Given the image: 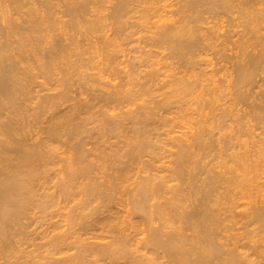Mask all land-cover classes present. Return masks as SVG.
I'll return each instance as SVG.
<instances>
[{
  "label": "bare ground",
  "instance_id": "1",
  "mask_svg": "<svg viewBox=\"0 0 264 264\" xmlns=\"http://www.w3.org/2000/svg\"><path fill=\"white\" fill-rule=\"evenodd\" d=\"M53 1L54 3H52ZM86 1L43 0L41 3L44 2L43 7L35 8L32 0H0V264H86L84 254L91 252L92 249L89 251V248H92L94 243L84 245V241L83 243H80L81 240L79 242L81 238L79 236L75 237V241H68L71 233L74 234L72 231L68 232V230L74 228L72 226L63 232L61 231V233L57 232L56 235H52V241L50 240L52 249L49 251V248L46 249L47 254L43 253L46 255L42 254L41 256L39 254L37 256L39 260L34 255L38 261L36 259L33 261L32 251L23 255H18L17 252L20 253L18 245H21L19 244L20 239L22 243L21 237L24 236V227L27 226L23 227V223L26 224L24 220L28 219L26 217L27 213L33 205V187L35 186L33 183L38 178V174H36V171H38L36 170L37 161L43 163L47 158H50L49 153L55 152L54 148L51 147V142L59 141L60 138H63L67 143L78 139L77 146H79V149L84 148L83 139L88 137L90 133L85 126L87 123L89 124L90 118L94 122L92 118L94 113L91 114L93 110H90L89 113L92 117L89 120L86 117L83 120L80 115L84 114H81L83 110L84 112L89 111L91 106L94 108L95 105L93 106L91 103H94L95 100L101 102L100 105L104 107L103 110L100 108L103 120L99 121H102V124L99 123L101 125L97 130L98 137L103 139L110 136L118 142L115 145L114 141L110 145L111 147L115 145L114 148H111L112 150L109 148L110 146L107 147L110 151L106 146H102L107 150H104V148L99 150L97 158H99L98 160L101 159L102 162L99 161L101 164L97 165L98 167H95L94 160L93 162L88 161L86 164L83 162L84 165L79 166V168H77L79 164L75 166L76 168H73L71 164L76 158L72 163L68 159L70 167L66 168L67 175L63 178L65 182H62L61 187H58L61 188L60 194H66L67 197L71 193L69 189H75L78 186L75 183L77 181L74 182L76 178L78 181L85 180L82 182L83 184L79 181V185L82 187L77 189L82 194L81 198L83 200L81 199L82 202L77 203V207L81 208L82 206L81 210L86 211L85 208L88 209L91 202L98 203L96 206L94 203L92 204L94 207H92L91 215H83V210L81 213L79 212V215L78 211L73 208L77 211V216L76 214L75 217L71 215L73 219L70 217V221L75 220L78 222V226L80 225L79 227L82 230L87 232L88 230L101 231L100 235L97 233L99 236H94L95 232L92 234L93 239L98 238L96 241H100L99 238L105 241V243H102L101 240L100 244L96 243L94 245L95 248L98 247L94 249L98 250L97 253L94 251V254H97V257L102 255L109 260L110 264H255L256 259H252V255L257 256V253H264V235H260V233L264 234V182L261 179V174L264 172V100L259 99L258 102L257 99L260 93H262L260 96H264V92H260L261 87L264 86V0H176L179 7L175 8V12L170 11L171 15L169 17L166 16L167 14L161 16L157 14L156 16L155 13H158V9L153 10L151 7L152 10L148 8L147 10L144 7L147 12L150 10L149 13L155 12L157 18V22H154L155 31L152 32L153 36L147 40L151 41L145 46L150 44V47H153L155 45V49L158 45L160 47L164 46L166 51L162 52L167 56L166 52L168 51V56H164L167 60H165L166 58L160 59V64L163 59L165 65L168 59L172 60L170 62L172 64L170 65L167 62L169 65L164 66L163 69V66L158 64L159 60H156L158 61L157 64L152 60H148L151 62L147 61L148 64H144V62L143 66L148 65L150 68L146 67L148 69L146 71L142 67L140 70L144 73L138 72L140 68L138 70L137 68L132 69L135 72L137 70L138 74L137 72L136 74L139 76L143 74L138 82L133 80L134 83L131 81L134 76L131 78L129 75L132 76L133 71L130 72V69L135 65L130 66L131 68H127V71L126 69L121 71L123 77L130 78L127 79V84L115 83L113 80L114 84L112 82L110 84V81H107L108 78L105 77L106 80L103 78L107 76L105 75L106 72L112 71L114 63L118 62L115 56L119 55H116L117 51L115 49L112 48L116 51L114 54L111 51L102 56L104 49H102L103 53L100 54L101 51L97 49L95 43L96 47L94 45V48L93 45L90 46V42L89 44L83 43L85 40L87 42L91 40H88L87 34L83 36L84 31L91 33L95 29L98 30L99 27L107 26L103 25L104 17L100 11L102 4L101 8L99 7L100 10L96 8L97 10L93 11L96 12V14L93 13V19L88 20L86 18L87 9H89L87 6L89 7L92 2L89 0L90 3L88 1L85 3ZM27 2L29 4H26ZM114 2L116 3L112 6L111 11L108 9L107 18L112 20L113 31L119 33L122 26H125V21L128 18H126L127 14L131 11L144 13L143 8L140 6L146 4L147 1L115 0ZM55 11H58L66 19L64 21L60 20ZM15 14L17 17H15ZM172 15H177V19L174 20ZM203 15L208 17L205 18ZM225 16L231 22V29L219 33L218 31L225 23ZM151 17L154 16L151 15ZM124 18L126 19L124 20ZM205 23L210 24L211 27L205 28ZM151 24L153 23L151 22ZM80 29L84 31H80L83 34L79 33L80 37H78L77 33ZM151 29L150 31H152ZM69 31L73 33L68 34ZM104 44H107V42H104ZM160 47L158 46V49ZM140 50L143 51L141 48ZM146 50L149 52V47ZM157 51L161 55V51ZM208 52L211 54L210 56L214 57L215 61L212 60L214 62L212 64L214 68L215 66L217 68L209 70L210 72L206 70L207 73L202 71L201 68L194 72L196 68L193 67L197 64L194 63V61H197L195 56H198V54L204 56ZM95 53L102 56V58L100 57L101 61L97 60L99 61L97 63L103 64V66L97 65L101 66L98 67V72L95 75L97 78L84 71L95 59ZM142 54L140 55L143 56ZM148 54L145 53V55ZM141 56L138 55V57ZM134 59L132 58L131 61H134ZM140 60L143 62L145 59L142 60L141 57ZM206 61L209 60L206 59ZM125 63L128 64V62ZM134 63L136 64L135 61ZM149 63L157 66H154V68ZM163 63L162 65H164ZM187 63L193 68V72L191 67L186 68ZM205 63L207 66L210 64V62ZM112 64L113 67H111ZM140 64L142 63L140 62ZM94 66L96 67V65ZM168 66L170 70H166ZM179 66H185L186 69L190 68V73L186 69L183 72L181 69L184 68ZM109 67L111 71H108ZM228 67L232 69V73L229 76L227 74L224 78L223 75H220L222 76V80H220L218 74L224 70L227 71ZM35 69H38L42 76L54 80V83L52 80L50 81L54 86L57 85V88L61 89L54 96L43 97L37 104L39 111H36V107L33 106L36 111L35 116L40 117L41 113H44L47 109L52 110L54 106L61 105L62 101L65 102L66 100L67 102L73 90L74 93L78 91L79 97L87 93L91 102L83 101L84 99L81 98L76 101L74 97L75 100H72L75 101V104L73 106L70 104L71 113L69 112L70 109H67L70 114L58 115L63 118H58V120H61H57L58 122L51 127L47 126L49 128L46 130L47 142L44 138L45 140L37 142L38 144L35 142L37 145L27 147L24 128L29 122L28 118L34 116V111L31 115L29 106L26 105V103L32 101L29 96L28 79L33 77L32 71ZM162 70L170 71V73L164 71L162 73ZM115 71L116 73H114ZM115 71L111 72L112 75L115 74L113 77L120 73L117 69ZM94 72L96 71L94 70ZM198 72L202 75L197 76ZM136 74L133 75L136 76ZM58 76L60 78L57 80L56 77ZM117 77L122 78L121 76ZM124 78L123 80H125ZM30 80L32 81V79ZM81 80L82 82H80ZM129 80L133 83L130 87H136H133L134 90H131L130 87V89L126 88ZM261 81L263 82L262 86L259 83ZM89 82L93 83L90 84ZM96 82L99 83H97L99 86L94 85ZM257 87H260V90H257L259 93L254 99L256 94L254 96L253 93H257L254 89ZM161 89H163V92ZM131 91H134L135 95ZM156 92H159L158 98L160 96L158 101H156L157 96H153ZM171 97L172 99L175 98L173 101H181L178 102V106L189 104L188 102L183 105L187 100L194 101L195 104L192 102V105H196L194 109L198 112L196 114L200 116L196 121L198 127L194 129L196 131L188 135L182 133L184 138H181V134L176 137L171 135L173 139L175 138V141L172 143L174 150L170 152L169 159L166 160L168 165L157 166L151 161L152 156H149L151 153L153 154L149 150H152V146L155 145L148 140L151 139L149 137L153 134L156 135L155 139L160 136L158 135L160 133L157 134L159 123L156 122L158 126L156 125L157 127H153L156 129L152 130V128H149L152 125L148 124V121L151 122L154 117L152 124L159 121L163 127L171 125L169 128L172 132L175 125L171 122L172 117L169 118L171 115L166 116V113L172 110L170 106L174 105L173 109H175L177 105L175 103L171 104ZM223 98L225 99L223 100L224 103L220 101ZM218 100L221 103L219 102V105H216ZM135 101L140 103L134 105ZM182 101L184 102L182 103ZM113 104L115 105L113 106ZM121 104H129L131 107L134 105L135 108L130 109V111L127 108L128 111L114 115L108 113L110 110L114 111V107L117 106L116 108H118ZM179 107L177 109L178 113L177 110L168 113L173 115L181 113L182 109L179 110ZM165 109L166 113L163 111ZM237 110L242 111L244 117L250 113L253 114H250L253 124L249 120L251 122L246 125L244 122L248 120L247 118L242 119V121L244 120L242 123L241 115L233 114V111ZM161 111L164 112V116ZM234 115L239 116L235 120L238 123L237 133L232 132L235 134L234 139H236L235 146L237 148L228 154L229 152H226L228 147H226L225 153L228 155L223 156L221 153L218 154L219 152L215 155L212 150L219 143H214L218 139H213L216 136L212 131L215 129L218 131V127L220 130L221 125L225 126L222 123H225L229 117L232 118ZM175 120L178 119L173 121L175 122ZM257 129L262 130L258 135L255 133ZM164 130L163 132H166ZM152 131L155 133H152ZM232 133L229 134L232 135ZM167 134L169 135V133H166V136H168ZM85 135L87 136L84 137ZM245 135L251 138V140H248V137H246L249 142L243 141L245 139L241 138ZM178 136L180 137L177 138ZM231 138L233 137L231 136ZM168 140L170 141V139ZM228 143L231 144L232 142L229 140ZM81 145H83V148ZM125 147L126 149H124ZM121 150L125 151L121 152ZM221 152L224 151L221 150ZM54 156L55 154L52 157ZM81 157L85 158L84 156ZM144 157L148 158L144 159ZM83 158L76 160L83 161ZM81 161H78V163ZM74 164L77 163L72 165L74 166ZM94 170L95 172L98 170L97 176ZM73 182L76 184L74 187ZM51 198L54 197L51 196ZM79 203L82 204L79 205ZM44 205H46L45 202ZM38 206L37 208L44 209L42 202ZM106 213L107 215H105ZM94 214L96 217L90 219L91 221L85 219L89 215L93 217ZM59 226L57 225L56 228H60L62 225ZM76 231L78 230L75 229ZM82 237L84 238V236ZM244 240L246 241L244 242ZM76 241L81 245H75ZM43 243L46 244V242ZM74 249V253L71 252L70 255H67L68 252ZM60 255L64 256L60 257ZM99 257L98 260L101 258ZM103 257L101 259H104Z\"/></svg>",
  "mask_w": 264,
  "mask_h": 264
},
{
  "label": "rangeland",
  "instance_id": "2",
  "mask_svg": "<svg viewBox=\"0 0 264 264\" xmlns=\"http://www.w3.org/2000/svg\"><path fill=\"white\" fill-rule=\"evenodd\" d=\"M42 1L43 0H32V2H33V7H35V8H37V7H39V8H41V7H43L42 5L44 4V2H43V4H41L42 3ZM81 1V0H80ZM83 1H85V0H83ZM89 3H90V1L89 0H87ZM87 1L85 2V3H87ZM92 2L90 3V6L88 7L87 6V8H89V9H87V14H86V18L88 19V20H90V19H93V16H94V14H96V12H93V11H96L99 7L101 8V4H102V8H101V10H100V8L98 9V10H100L101 11V14H102V16L104 17V23H103V25L105 24V25H107V26H102V27H99V29L98 30H96L95 29V31H93V32H91V33H88V32H85L83 29H80L79 31H78V37H80L79 36V33L82 35L83 33V36L85 35L86 36V34H87V38H88V40H90V41H88L87 42V40H85V42H83V43H85V44H89V42H90V46H92L93 48H94V45L96 44L97 45V49L99 50V51H101V53L100 54H102L103 53V50L102 49H104V53L102 54V56L104 55V54H106V53H110L111 51H112V53L114 54L116 51V55L118 54L119 56H115V57H117L116 58V60L118 61H116L117 63H114L115 65L117 64V66H115L114 65V67H113V64L111 65V67H113L114 68V70H113V68H112V71H111V68L109 67V69H108V71H111V72H113V71H115L116 69H117V71H119L120 73L119 74H117V76H121L122 78H118L117 76V78L116 77H113V76H115V74L114 75H112L113 73H111V72H106V74L105 75H107V76H104L103 78H108L107 79V81H110V84H111V82H112V84H114V82L115 83H120V82H122V83H120V84H127L126 83V81H127V79H130L129 77H133L134 76V78H132L131 79V81L133 82V80L134 81H137L138 82V80H140L141 79V77H142V75L143 74H140V76L139 75H137L138 74V72H141V73H144L143 71H140L141 69H142V67H144L143 68V70L145 69L146 71L148 70L147 68H150V67H148V65L147 66H143L144 64H146L147 63V61L148 60H152V62L154 61L155 63L157 62L158 63V61H156V60H159V65L160 66H163L162 68L164 69V66L166 67V65H171L172 63H170V62H172V60H170V59H168V63L169 64H167V62H166V65H165V61H164V59H163V61H161L164 65H162V63L160 64V59H162V58H166L167 56H168V51L166 52L167 53V56H166V54L164 53L165 51H166V49H164V46H162V47H160V45H158L160 48L158 49V46H156V49H155V45L153 46V47H150V44L149 45H146L145 46V44H147L148 42L150 43V41L151 40H149V41H147L148 39H150L149 37H152L153 35H152V32H154L155 31V29H154V27H155V24H154V22L156 21L157 22V18L155 17V14H156V16H157V14H159L160 16L161 15H166L167 17H169L171 14H170V11L172 12V11H174L175 12V8H177V7H179L178 5V3H177V1L175 0V2H174V0H146L147 2H146V4H144V5H142V6H140L141 8H143V10H144V7H145V9H150V10H157L158 9V13H155V12H150L149 13V11L147 12V10H144V13L142 14L141 12H134V11H131L129 14H127V16H126V18H124V20L126 19V23L124 24L125 26H122V28H121V30L119 31V33H117L116 31H113V26L111 25V22H112V20H109V18H107L108 17V14H109V10L111 11V9H112V6H114L115 4L114 3H116V2H114L115 0H91ZM97 2V3H96ZM145 2V1H144ZM52 3H54V1L52 2ZM111 3V4H110ZM26 4H29L28 2L26 3ZM94 4V5H93ZM175 4V5H174ZM176 4H177V6H176ZM36 5V6H35ZM107 5V6H106ZM98 6V7H97ZM151 7H152V9H151ZM38 8V9H39ZM97 8V9H96ZM103 8H105V9H103ZM91 9V10H90ZM104 10V12H103V10ZM109 9V10H108ZM40 10V9H39ZM55 12H57V17H59V19L60 20H65L66 18L62 15V14H60L58 11H55ZM88 12H89V15H88ZM99 12V11H98ZM98 12H97V14H98ZM108 12V13H107ZM94 13V14H93ZM100 13V12H99ZM152 13V14H151ZM155 13V14H154ZM59 14V15H58ZM93 14V15H92ZM105 14H107V15H105ZM139 14H142V15H139ZM148 14V15H147ZM152 16H154V17H151V15ZM16 15V14H15ZM14 15V16H15ZM147 15V16H146ZM62 16H63V18H62ZM146 16V17H145ZM149 16V17H148ZM204 16V15H203ZM15 17H17V15L15 16ZM61 17V18H60ZM132 17H134V18H132ZM139 18V20H138V18ZM151 17V18H150ZM172 17L174 18V20H176L177 19V15H172ZM205 17V16H204ZM206 17H208L207 15H206ZM205 17V18H206ZM145 18V19H144ZM129 19V20H128ZM137 19V20H136ZM141 19V20H140ZM128 20V21H127ZM210 20V19H209ZM208 20V21H209ZM133 21V22H132ZM128 22V23H127ZM151 22L153 23V24H151ZM202 22V21H201ZM200 22V23H201ZM211 22V21H210ZM150 23V25H148ZM199 23V24H200ZM204 23V22H203ZM140 24H141V26H140ZM197 25H198V23H196ZM206 24V23H205ZM209 24V23H208ZM229 24V25H228ZM110 25V26H109ZM127 25H130V26H128L127 27ZM132 25H133V27H132ZM210 25V24H209ZM209 25H205L204 27L205 28H207V27H211V26H209ZM211 25H212V23H211ZM231 22H230V20H229V18L228 17H226L225 16V23L223 24V27L221 28V30L220 31H218L219 33H222L223 32V30L226 32V30H230L231 29ZM147 26V27H146ZM201 26H203L202 24H201ZM230 26V27H229ZM108 27V28H107ZM149 27V28H148ZM152 29H151V28ZM106 28V29H105ZM147 28V29H146ZM103 29V30H102ZM136 29H137V31H136ZM150 29L152 30V31H150ZM124 30V31H123ZM83 32V33H81V32ZM71 34V33H73L72 31L70 32H68V34ZM76 33H74L75 35H77ZM105 33V34H104ZM106 33H107V35H106ZM114 33V34H113ZM150 33V34H149ZM117 34V35H116ZM99 35V36H98ZM103 37H102V36ZM113 35V36H112ZM114 36H115V38H114ZM92 37V38H91ZM102 37V38H101ZM127 37V38H126ZM81 39V38H80ZM107 39H109V40H107ZM107 40V41H106ZM92 41H93V43H92ZM95 41V42H94ZM97 42V43H96ZM104 42H107V44H108V42H109V44L107 45V44H104ZM118 42V43H117ZM95 43V44H94ZM115 43V44H114ZM99 44V45H98ZM111 44V45H110ZM96 45H95V47H96ZM104 45V47L102 48V46ZM100 46V47H99ZM106 46V47H105ZM110 46V47H109ZM148 47H149V52H148V50H146V48L148 49ZM101 48V49H100ZM109 48V49H108ZM115 49V50H113V49ZM138 50H137V49ZM140 48L143 50V51H141L140 50ZM152 49V52L150 53V51H151V49ZM154 48V49H153ZM163 48V49H162ZM145 49V50H144ZM106 50V51H105ZM153 50H155V51H153ZM157 50H160L161 51V55H160V53L158 54L157 52ZM109 51V52H108ZM121 51V52H120ZM146 51V52H145ZM162 51H164V52H162ZM137 52H138V54H137ZM141 53H143L142 55L143 56H141L140 54ZM145 53L146 54H148V53H150V54H148V55H145ZM154 54V56H153V54ZM157 53V54H156ZM163 53V54H162ZM226 53H228V52H226ZM122 54V55H121ZM123 54H124V56H123ZM207 54V53H206ZM209 54V55H208ZM208 54L207 55H205L204 54V56H203V54L202 55H200V54H198V56H195V59L197 60V61H194V63L196 62L197 64H196V66H194V65H192V66H194L193 68L195 69V71L194 72H196V70H199V68H201V69H203L202 71H206V70H210L211 71V69H215V68H217V66H215V68H214V66H213V64L212 63H214L213 61H215L214 60V57H212V56H210L211 54L208 52ZM138 55L139 56H141L142 57V60H144L143 62L140 60L141 59V57H138ZM144 55H145V57H144ZM102 56L101 55H98V53H97V55H96V53H95V59H93V61H91V63H90V65H89V67H88V65H87V67L88 68H84L85 70V72H87L90 76H92V77H94V78H97V76H95L96 75V73L98 72V67H101V66H97V65H102L103 66V64L101 63H97V62H99V61H101V58H102ZM147 56H149V57H147ZM164 56H166V57H164ZM200 56H202L201 58H198V57H200ZM207 56V57H206ZM97 57H99L98 59H97ZM101 57V58H100ZM124 57V58H123ZM134 57H135V59H134ZM143 57H144V59H143ZM118 58H119V60H118ZM130 58V60H128V59ZM134 59V61L136 62V64L134 63V61H133V64H132V61H131V59ZM149 58H151V59H149ZM137 59V60H136ZM194 59V60H195ZM206 59L207 60H209V61H206ZM97 60H99V61H97ZM121 60V61H120ZM123 60V61H122ZM124 60H126V61H124ZM140 60V61H139ZM165 60H167V58L165 59ZM170 60V61H169ZM213 60V61H212ZM139 61V62H138ZM121 62H123V63H121ZM125 62H128V64L127 63H125ZM140 62L142 63V64H140ZM145 62V63H144ZM148 62H151V61H148ZM199 62V63H198ZM205 62H210V64L207 66V64L205 63ZM96 63V64H95ZM121 63V64H120ZM137 63H138V67H137ZM144 63V64H143ZM154 63V64H155ZM156 63V64H157ZM96 65V67L94 66V65ZM120 64V65H119ZM130 64V65H129ZM148 64V63H147ZM151 63H149V65H150ZM188 64V63H187ZM222 64V63H221ZM135 65V66H134ZM142 65V66H141ZM151 65H153V64H151ZM158 65V66H159ZM184 65V64H183ZM223 65H225V64H223ZM125 66H127V67H125ZM130 66H134L133 68H131ZM139 66H141V67H139ZM154 66H157V65H153V67ZM176 66V65H175ZM174 66V67H175ZM180 66H182V65H180ZM179 66V67H180ZM186 66V65H185ZM185 66H183V67H180V68H184V69H181V70H183V72H184V70L186 69V68H188V66L189 67H191L190 66V64H188L187 65V67L185 68ZM92 67V68H91ZM122 69H121V68ZM131 69H130V68ZM147 67V68H146ZM178 67V66H177ZM176 67V68H177ZM119 68V69H118ZM127 68L128 69H130V72H132L133 71V74L135 73L136 74V72H137V70H138V68H140L139 69V71L137 72V74H136V76L135 75H133L132 74V76H130L129 75V77L128 78H126L125 76V78L122 76V72L121 71H124L125 69H126V71H127ZM137 68V70H136V72L134 71V70H132V69H136ZM155 68V67H154ZM162 68H160V69H162ZM172 68H173V66H172ZM192 67H191V71H192V69H193ZM96 71V72H94V70ZM174 69V68H173ZM172 69V70H173ZM177 69H179V68H177ZM190 69V68H189ZM189 69H186V70H189ZM166 70H170V68H169V66H168V69H166ZM166 70H162V73H163V71L164 72H166V73H170V71H166ZM185 70V71H186ZM37 71V72H36ZM93 71V72H92ZM175 72H176V70H174ZM208 71H206L205 73H207ZM209 71V72H210ZM172 73H174L173 71H171ZM193 72V71H192ZM114 73H116V71L114 72ZM188 73H190V70L188 71ZM202 73V72H201ZM230 73H232V69L231 68H229L228 67V70L227 71H222L220 74H218V76L221 78L222 76H220V75H223V78L225 77V76H227V74H228V76H229V74ZM38 74V75H37ZM110 74H111V76H110ZM121 74V75H120ZM165 74V73H164ZM194 74H196V73H194ZM198 75L197 76H201L200 75V73L198 72L197 73ZM168 75H170V74H168ZM171 75H173V74H171ZM32 76L33 77H31V78H29L28 80H29V83H28V85H29V90H30V92H31V94H30V92H29V96L31 97V99H32V104H31V102H28V104L26 103V105L27 106H29V111H31L30 112V114L33 112V115L35 114V112L38 110V107H37V104L39 103V101H41L42 100V98L43 97H48V96H54L55 94H57V93H59L60 92V90L61 89H59V88H57V85H55L54 86V80H52V79H50V78H46V76H42L40 73H39V70L38 69H35V70H33L32 71ZM218 76H217V78H218ZM38 77V78H37ZM42 77V78H41ZM110 77V78H109ZM113 77V78H112ZM57 78V80L60 78V76H58V77H56ZM106 78L104 79V80H106ZM114 78H115V80H114ZM123 78L125 79V80H123ZM164 78V77H163ZM30 79H32V81L30 80ZM54 79V78H53ZM161 79H162V77H161ZM219 79V78H218ZM48 80V81H47ZM50 80H52L53 81V83H52V81H50ZM97 80V79H96ZM95 80V81H96ZM114 82H113V81ZM162 80H164V79H162ZM191 80H193V79H191ZM220 80H222V78L220 79ZM223 80H225V79H223ZM50 81V82H49ZM130 81V80H129ZM128 81V85L126 86V88H128V89H130L131 87V81L129 82ZM80 82H82V80L80 81ZM90 83V82H89ZM93 83V82H92ZM92 83H90V84H92ZM97 83L98 82H96V84L94 83V85H96V86H99V85H97ZM134 83V82H133ZM132 83V84H133ZM260 83V86H262V84H263V82L261 81V82H259ZM34 84V85H33ZM99 84V83H98ZM220 84H222V83H220ZM219 84V85H220ZM224 84H225V82H224ZM135 85H136V82H135ZM259 85V84H258ZM45 87V88H44ZM130 87V88H129ZM136 88L135 86H132V88H131V90H134V88ZM47 88V89H46ZM76 88H77V86H76ZM125 88V89H126ZM225 89V88H224ZM224 89H223V91H224ZM261 89L262 90H260V87L258 88H256V89H254V91H257V90H260V92H264V86L263 87H261ZM162 90V92H163V89H161ZM161 90H160V92H161ZM165 91V90H164ZM166 91H167V89H166ZM134 91H131V93H133ZM225 92V91H224ZM77 93V94H76ZM157 93V92H156ZM156 93H155V95H153V96H157V99H156V101H158L159 99H160V96H159V98H158V95H159V92L157 93V95H156ZM258 93H259V91H257V93L256 92H254L253 94H254V96H255V94H256V96L254 97V99L257 97V95H258ZM134 94V93H133ZM260 94H262V93H260ZM260 94H259V96H260ZM72 95V96H71ZM73 95H75V96H73ZM77 95V96H76ZM132 95V94H131ZM135 95V94H134ZM89 95L87 94V93H85V94H82V96L80 95V97H79V94H78V91H75V93H74V90H73V92H71V94H70V99H68L67 100V102H66V100H65V102L64 101H62L60 104L61 105H59V106H54V108H52V110L51 109H47L44 113H41L42 115H39L40 117H38V116H33V118H32V116H30L28 119H29V122H28V124H27V126L24 128L25 130H24V132H25V134H26V138H28V139H26L25 138V142H26V140H27V142L25 143L26 145H27V147H32V145H37L38 143L37 142H41V141H43V140H45L44 138H46V130H48L49 128V126L51 127L54 123H56V122H58L59 120H61L62 118L61 117H59L58 115H62L63 113H68V114H70L71 113V105L73 106L75 103V101H73L72 99H74V97H75V99H76V101H79L80 99L79 98H81V99H84L83 101H88V102H91V101H89V99H90V96L88 97ZM257 97V99H258V102L260 101V100H264V99H262V98H264V96L263 95H261L260 97H262V98H260V97ZM72 97V98H71ZM78 98V100H77V98ZM146 97V96H145ZM136 98V97H135ZM192 98V97H191ZM74 99V100H75ZM155 99V98H154ZM175 98L173 97V99H172V97H171V100H172V102H171V104H173V103H175L176 105L178 104V102H181V101H173ZM186 99V98H185ZM188 99V98H187ZM186 99V100H187ZM193 99V98H192ZM260 99V100H259ZM223 100H225L224 98L221 100L220 99V101H223ZM71 103H70V102ZM82 101V100H81ZM94 101V100H93ZM92 101V102H93ZM185 101V100H184ZM184 101H182V103L184 102ZM219 100H218V103H216V105H219V102H220ZM257 101V100H256ZM255 101V103L257 104V102ZM98 102V103H97ZM177 102V103H176ZM189 102V104H190V106H191V108L193 109H191V108H189L190 106H189V104H187ZM191 102V103H190ZM194 103V101H192V100H187V102L186 103H183V105L184 104H187V105H184V106H182V104L181 105H179V106H182V107H179L178 105V107H179V110H180V108L182 109V111H181V113L179 112V114H177L178 113V107L177 106H175L176 108L175 109H173V107H174V105H172V107L170 106V108H172V110L175 112V110H177L176 112V114L177 115H179V116H177L176 114H172V113H168V112H171L172 110H169V111H167V113H166V109L165 110H163V111H165V113H166V116H170L169 118L171 119V117H172V120H171V122L175 125V127L174 128H172L173 127V125H172V132H171V129L169 128L170 126L169 125H165L164 127L163 126H161L160 125V122L159 121H155L154 122V124H152V120H153V118H152V120H151V122H149L148 121V124H150V125H152V127H149V128H152V130H154V129H156V128H153V127H157L158 126V124L157 123H159V126H158V128H159V131H160V129L162 128V132L160 131H157V134L158 133H160V134H158V135H160L159 137H157L158 139H155V136L156 135H154V138H153V135L151 136V137H149V139L151 138H153V140H148L150 143H153L155 146H152L153 148H152V150H149L150 152H153V154L151 153V155H149L151 158H152V160L151 161H153L154 162V165H159V166H161L162 164H163V166H165V165H168L167 164V159H169L168 158V156H169V154H170V152L171 151H173L174 149H173V145H172V143L175 141V138L173 139V137H171V135L172 136H177V135H180L181 134V138L183 137L184 138V135L183 134H186V135H188V134H190V133H193L194 131H196V130H194V129H196L197 127H198V125H197V123H196V121H198V119H199V115H197L198 114V112L196 111V109H194L195 108V106L196 105H192L193 103ZM225 101H223L222 103H224ZM62 103H65L64 105L62 104ZM95 103V104H94ZM94 103H91V104H93V106H94V108H92V106H91V108L89 109V111H85L84 112V110H83V112H81V114L82 113H84V114H82V115H80L81 117H83V120H85L84 119V117H86L88 120H89V118L90 117H92V115L91 114H93L94 113V116L92 117L93 119H94V122H93V120L90 118V120H89V124L87 123L86 124V126H85V128L86 129H88L89 130V135H88V137H86L87 135H85L84 137H86L85 139H83L84 140V146L83 145H81V147L83 148V149H79V146H77L78 145V139L77 140H75V141H73V142H70V143H67V142H65L64 141V139L63 138H60V140L61 139H63V140H59V141H52L51 143H52V145H51V147H52V149L53 150H55V152L53 153V151L52 150H50V151H52L51 153H49L50 155H51V159L50 158H47V160H48V162H47V160L46 161H43V163H42V161L41 162H39V161H37V163H36V165H37V169L36 170H38V171H36V174H38V178L35 180L36 182L35 183H33V184H35V186L33 187V193H34V197H33V199H34V201H33V199H32V203H33V205H32V207L30 208L31 210H29L28 211V215L26 216L28 219H25L24 220V222L26 223V224H24L23 223V227L25 226V225H27V226H25L24 228V238L23 237H21L22 238V243H21V239H20V243L19 244H21V245H18L19 246V249H20V253H18L17 252V254L18 255H23V254H27V252L28 253H30L31 251V257H32V255H33V257H34V255L37 257V256H39V254H41V256H42V254L43 253H46L47 254V250L46 249H48V251L50 250V249H52V244H51V242H50V240L52 241V235L53 234H57V232L58 233H61V231L63 232V231H65L68 227H70L71 228V226L72 227H74V228H71L70 230H68V232H74V234H72L71 233V236L69 237L70 238V240H68V241H75L76 240V238L75 237H78L79 236V242H80V240L82 241V242H80V243H83V241H84V245H88V244H86V243H89V244H93V246L96 244V243H101L102 241H103V239H101V238H99L100 239V241H96V240H98V238L95 240V239H93V233H94V236H99L100 234H101V231H99V230H88V232L86 231V230H82V228L80 229V225L78 226V222H76L75 220H73V221H70V217H72L71 215H75L76 214V212L78 211V214H79V212L81 213L82 212V210H83V212H82V214L84 215V214H86L85 216H87V214H90L91 213V210L93 211V208L92 207H94V205L96 206L98 203L96 202V203H94V205H92L93 203L91 202V204L88 206L89 208L87 209V207L85 208L86 209V211H84V209H82L81 210V208H82V206H81V208L80 207H77V203L78 202H80L81 201V197H82V194L79 192V189H77L78 187L80 188V187H82L81 185H79L80 183H79V181H81V180H77V178L74 180V182L75 181H77V182H75L78 186L77 187H75V189H69L70 191H71V193H70V191H68V193H70V194H68V195H70V196H68L67 195V197H66V194H63V193H61V194H63V195H65V196H63V195H61L60 194V192H61V188H58L60 185H61V183L62 182H65V181H63V178L64 177H66V173L67 172H65V171H67V167H70V165H69V163L70 162H68V161H71V163H72V161L76 158V159H79V158H83V157H81V156H84L85 158H83V161H81V160H76L75 159V161L73 162V163H77V164H74V166L71 164V167H75V166H77L78 164V166H77V168H79V166H82V165H84V164H86V162L88 163V161H94L93 163H96V165L95 164H93V165H95V167L97 166V165H99V164H101V162H102V160L100 159V160H98L99 158H97V156H98V154H99V150L100 149H103L105 146H106V148L108 147V146H110V145H112V143L115 141V138H113V137H110V136H106L105 138H103V139H100L99 137H98V128H99V126L102 124V121L101 122H99L101 119H102V114H101V112H100V108H102V110H103V105H100V104H102L101 102H99L98 100H95L94 101ZM140 102L138 101V102H136L135 101V103H134V105H136V104H139ZM221 103V102H220ZM36 104V105H35ZM71 104V105H70ZM89 104V103H88ZM195 104V103H194ZM90 105V104H89ZM100 105V107H98ZM115 104H113V106H114ZM132 105V104H131ZM134 105H132V107L128 104H121V105H119V107L118 108H116L117 106H115L114 108H115V110L114 111H112V110H110V111H108V113L110 114V115H114V114H119L120 112L122 113V112H126V111H128V109H129V111H130V109L131 110H133L135 107H133ZM224 105V104H223ZM222 105V106H223ZM33 106H35L36 107V111L33 109L34 107ZM102 106V107H101ZM189 106V107H188ZM221 106V105H220ZM225 106V105H224ZM122 107H123V109H122ZM130 107V108H129ZM33 110H32V109ZM56 108V109H55ZM128 108V109H127ZM168 108V107H167ZM169 108V109H170ZM198 108V107H197ZM239 108V107H238ZM70 109V113L68 112V110ZM117 109V110H116ZM189 109V110H188ZM28 110V109H27ZM65 110H66V112H65ZM92 111V113L90 114L89 112H91ZM124 110V111H123ZM168 110V109H167ZM195 110V111H194ZM197 110H199V109H197ZM39 111V110H38ZM51 111V112H50ZM55 111V112H54ZM172 111V112H173ZM185 111H186V113H185ZM46 112H48V113H46ZM88 112V113H87ZM100 112V113H99ZM162 112V111H161ZM196 112H197V114H196ZM234 113L233 114H237V115H241V121H242V119H244L245 120V118H247L246 120V122H244V123H246V125H249V123L252 121V118H250V117H252L251 115H253V114H249L248 116H246V117H244L243 116V112L242 111H233ZM239 112V113H238ZM164 112H162V114H163ZM242 113V114H241ZM87 114V115H86ZM98 114V115H97ZM109 114H107V115H109ZM170 114V115H169ZM32 115V114H31ZM101 115V116H100ZM165 114H163V116H164ZM184 115H185V117H184ZM233 116L232 118H228L227 120H226V122L225 123H222V124H225V126H223V125H221L222 127H220V130H219V127L217 128L218 129V131L215 129V130H213L212 132H214V135L216 136V137H214L213 139L214 140H216V139H218V141H214V143H219V144H217L216 146H215V149H213L212 151H213V153H215V155H217V153L218 154H220L221 153V155H223V156H225V154L226 155H228V154H230L231 152H233L234 150H235V148H237L236 146H235V141H236V139H234V137H235V134L234 133H237L236 131V128L238 127L237 125H238V123L235 121L236 120V118L237 117H239V116ZM65 116V115H64ZM175 118H174V117ZM192 116V117H191ZM34 117H35V119H36V117H37V119L35 120L34 119ZM53 117V118H52ZM80 117V118H81ZM181 117V118H180ZM194 117H195V119H194ZM243 117V118H242ZM39 118V119H38ZM58 118H61V119H59L58 120ZM168 118V117H167ZM180 118V119H179ZM184 118V119H183ZM198 118V119H197ZM155 119V118H154ZM174 119H178V120H175V122L173 121ZM197 119V120H196ZM35 120V121H34ZM40 120V121H39ZM58 120V121H57ZM103 120V119H102ZM194 120V121H193ZM243 120V121H244ZM249 120H251L250 122H249ZM39 121V122H38ZM55 121V122H54ZM177 121V122H176ZM243 121H242V123H243ZM32 122V123H31ZM92 122V123H91ZM157 122V123H156ZM170 122V123H171ZM190 122H191V124H190ZM99 123H101V124H99ZM126 123V122H125ZM169 123V124H170ZM171 123V124H172ZM177 123V124H176ZM248 123V124H247ZM30 124V125H29ZM40 124V125H39ZM44 124V125H43ZM92 124V125H91ZM94 124V125H93ZM99 124V125H98ZM251 124H253V121H252V123ZM153 125H155V126H153ZM157 125V126H156ZM197 125V126H196ZM31 126V127H30ZM38 128H37V127ZM48 126V127H47ZM161 126V127H160ZM36 127V128H35ZM42 127V128H41ZM168 127V128H167ZM193 127V128H192ZM195 127V128H194ZM26 128H28L27 130H26ZM93 128V129H92ZM231 128V129H230ZM45 129V130H44ZM164 129H167V130H164ZM191 129V130H190ZM225 129H226V131H225ZM91 130V131H90ZM94 130V131H93ZM163 130L164 131H166V132H163ZM170 130V131H169ZM223 130V131H222ZM43 131V132H42ZM97 131V132H96ZM167 131H169V132H167ZM230 131V132H229ZM22 132H23V130H22ZM171 132V133H170ZM232 132H234V133H232ZM262 132V130H256L255 131V133H257V135L258 134H260ZM63 133V132H62ZM152 133H155V132H153L152 131ZM162 133V134H161ZM166 133H169V135L168 136H166ZM183 133V134H182ZM217 133V134H216ZM232 133V135H230V134ZM28 134V135H27ZM45 134V135H44ZM166 137H165V136ZM183 135V136H182ZM228 135V136H227ZM19 136V135H18ZM34 136V137H33ZM170 136V137H169ZM218 136V137H217ZM231 136L233 137V138H231ZM165 137V138H164ZM180 136H178L177 138H179ZM228 137V138H227ZM246 137H248V136H244V137H241L242 139H245V140H243V141H248V140H251V138H249L248 137V140L246 139ZM95 138V139H94ZM162 138V139H161ZM18 139V138H17ZM40 139H42V140H40ZM111 139H112V141H111ZM160 139V141H158ZM168 139H170V141L168 140ZM234 139V141H232ZM88 140V141H87ZM172 140V141H171ZM227 140V141H226ZM229 140H230V142H232L231 144L230 143H228L229 142ZM105 141V142H104ZM37 144H36V143ZM46 142H47V138H46ZM76 142V143H75ZM86 142V143H85ZM88 142V143H87ZM104 142V143H103ZM117 140L114 142L115 143V145L117 144ZM157 142V143H156ZM169 142H171V143H169ZM249 142V141H248ZM107 143H109L108 145H107ZM111 143V144H110ZM164 143V144H163ZM237 143V142H236ZM28 144H29V146H28ZM152 144V145H153ZM95 145V146H94ZM115 145H113L112 147L114 148V146ZM229 145V146H228ZM232 145V146H231ZM234 145V146H233ZM237 145V144H236ZM102 146H104V147H102ZM238 146V145H237ZM51 147H50V149H51ZM78 147V148H77ZM80 147V148H81ZM93 147V148H92ZM98 147H99V149H98ZM101 147V148H100ZM111 146L109 147L110 149L112 148ZM221 147V148H220ZM226 147H228V149H226ZM231 149H230V148ZM233 147H234V149H233ZM76 148V149H75ZM104 148V150H107L108 149V151H110L109 150V148ZM158 148V149H157ZM160 148V149H159ZM48 149V148H47ZM47 149H45V150H47ZM77 149H79V150H77ZM124 149H126V147L124 148ZM220 149V150H219ZM225 149L226 150H228V151H226L227 153H225ZM238 149H239V147H238ZM237 149V150H238ZM72 150V151H71ZM85 150V151H84ZM112 150V149H111ZM153 150H155V151H153ZM159 150V151H158ZM218 150V151H217ZM221 150L222 151H224V152H221ZM233 150V151H232ZM236 150V151H237ZM107 151V152H108ZM122 151H125V150H121V152ZM169 151V152H168ZM215 151V152H214ZM159 152V153H158ZM73 153H76L75 155L73 154ZM83 154V155H80V154ZM212 153V154H213ZM223 153V154H222ZM55 154V156L54 157H52L53 155ZM86 154V155H85ZM92 154V155H91ZM158 156L157 158H156V156ZM168 154V155H167ZM49 155V156H50ZM72 155V156H71ZM147 155V156H148ZM66 156V157H65ZM68 156V157H67ZM80 156V157H79ZM90 156V157H89ZM148 156V157H149ZM147 157V158H148ZM63 158V159H62ZM88 158V159H87ZM146 157H144V159H147ZM150 158V159H151ZM160 158V159H159ZM226 158H227V156H226ZM225 158V159H226ZM69 159V160H68ZM72 159V160H71ZM85 159V160H84ZM91 159V160H90ZM156 159H157V163H156ZM68 160V161H67ZM87 160V161H86ZM98 160V161H97ZM155 160V161H154ZM163 160V161H162ZM56 161V162H55ZM77 161V162H76ZM78 161H81V162H79L78 163ZM99 161H101V162H99ZM165 161V162H164ZM46 162V163H45ZM84 162V164H82ZM161 162H163V163H161ZM40 163H42V164H40ZM156 163V164H155ZM61 164V165H60ZM81 164V165H80ZM39 165H41V166H39ZM69 165V166H68ZM39 166V167H38ZM57 167V168H56ZM98 167V166H97ZM155 167V166H154ZM76 168V167H75ZM94 168V167H93ZM157 168V167H156ZM45 169V171H43ZM47 169V170H46ZM64 169V170H63ZM98 171V170H97ZM97 171L95 172V170H94V173L96 174L97 173ZM58 172V173H57ZM263 172V171H262ZM45 173V174H44ZM93 173V174H94ZM60 174V175H59ZM94 174V175H95ZM160 174H165V173H160ZM159 174V175H160ZM263 174H264V172H263ZM263 174H261L262 176V181L264 182V175ZM96 176H97V174H96ZM98 176H100V175H98ZM40 178V179H39ZM79 178V177H78ZM62 179V180H61ZM80 179V178H79ZM66 180V179H65ZM85 180H83V181H81V183L82 182H84ZM49 182V183H48ZM74 182H73V187L74 186H76V184H74ZM60 183V184H59ZM171 183H173V182H171ZM170 183V184H171ZM83 184V183H82ZM174 184V183H173ZM172 184V185H173ZM50 185V186H49ZM38 186V187H37ZM71 186H72V184H71ZM61 187V186H60ZM72 187V188H73ZM71 188V187H70ZM81 189V188H80ZM51 190H53V191H51ZM41 191V192H40ZM60 191V192H59ZM77 191V192H76ZM43 192V193H42ZM78 192H79V194H78ZM32 193V194H33ZM46 194V195H45ZM53 194V195H52ZM60 194V195H59ZM48 195V196H47ZM51 196L52 197H54V198H51ZM75 198V199H74ZM47 199V200H46ZM52 199H54V200H52ZM60 199V200H59ZM57 200V201H56ZM68 200V201H67ZM83 200V199H82ZM42 202V204H43V207H44V209H41V208H37V206H38V204L40 205V202ZM52 201V202H51ZM44 202H45V204L46 205H44ZM82 202V201H81ZM52 203V204H51ZM37 204V206H35ZM82 203H79V205H81ZM78 205V206H79ZM48 206V207H47ZM58 208H57V207ZM64 206V207H63ZM76 206V207H75ZM39 207V206H38ZM46 207V208H45ZM55 207V208H54ZM63 207V208H62ZM73 208H75V209H73ZM78 208V209H77ZM51 209V210H50ZM65 209V210H64ZM71 210V211H70ZM75 210V211H74ZM81 210V211H80ZM89 210V211H88ZM66 211V212H65ZM58 212V213H57ZM74 212V214H72ZM35 213V214H34ZM63 213V214H62ZM68 215V216H67ZM80 215V214H79ZM91 215V214H90ZM89 215V217H87V218H89V219H87V218H85L86 220H89V221H91L90 219H92V218H95L96 217V215L94 216L93 215V217H91ZM105 215H107V213L105 214ZM76 216H77V214H76ZM34 217V218H33ZM43 217V218H42ZM66 217H67V219H66ZM69 217V218H68ZM75 217V216H74ZM91 217V218H90ZM72 219H73V217H72ZM78 221V220H77ZM85 221V220H84ZM76 223L75 224V226H74V223ZM52 223H53V225H55V226H53L52 225ZM70 225H68V224ZM227 223V222H226ZM60 227V228H56V226L57 225ZM66 224V225H65ZM228 224V223H227ZM30 225V226H29ZM77 225V226H76ZM50 226H53L52 228L50 227ZM63 226H65V227H63ZM78 227V228H77ZM28 228V229H27ZM51 228V229H50ZM63 228V229H62ZM30 229V230H29ZM56 231H55V230ZM75 229L76 230H78V231H76L77 232V234H76V232H75ZM26 231V232H25ZM49 231V232H48ZM81 231V232H80ZM83 231V232H82ZM84 231H86V232H84ZM97 231V232H96ZM36 232V233H35ZM42 232V233H41ZM43 232H45L44 234H43ZM51 232V233H50ZM100 232V233H99ZM25 233H26V235H25ZM47 233H48V235H47ZM79 233H80V235H79ZM86 233V234H85ZM99 235H98V234ZM30 234V235H29ZM45 234H46V236H45ZM51 234V235H50ZM70 234V233H69ZM82 234V235H81ZM83 234H85V235H83ZM43 235V236H42ZM260 235H264L263 233H260ZM73 236V237H72ZM82 236H84V238L82 237ZM42 237V238H41ZM46 237V238H45ZM72 237V238H71ZM41 238V239H40ZM48 238V239H47ZM51 238V239H50ZM86 238H87V241H86ZM91 238V239H90ZM45 239V240H44ZM72 239V240H71ZM43 240V241H42ZM102 240V241H101ZM246 240H244V242H245ZM31 242V243H30ZM43 242H46V244L45 243H43ZM78 241H76V243H77ZM78 242V244H76L75 242H73V243H75V245H78L79 246V243ZM41 243V244H40ZM102 243H105V241H103ZM33 244V245H32ZM43 244V245H42ZM50 247H49V246ZM81 245V244H80ZM48 246V247H47ZM93 246H92V248H89V251H90V249H92L93 250V253H92V250H91V252L89 253V252H87V253H85L84 254V259H86V260H84L85 261V263L87 264H110L109 263V260L108 259H106V258H104L102 255H100V257L102 256L104 259H101L99 256V260H98V257H97V254H94V251H95V253H97V251L96 250H94V249H97L98 247H96L95 248V246H94V248H93ZM27 247V248H26ZM29 248V249H28ZM42 248V249H41ZM23 249V250H22ZM26 249V250H25ZM39 250V251H38ZM46 252H45V251ZM74 251H75V249L72 251H70V252H68V254L67 255H70V253L72 252V253H74ZM25 252V253H24ZM33 252H35V254H33ZM41 252V253H40ZM22 253V254H21ZM38 255H37V254ZM46 254H43V255H46ZM259 255V256H258ZM61 256H64V255H60V257ZM254 256V257H253ZM258 256V257H257ZM257 256H255V255H252V259H256L255 261H256V263L258 264H264V253H261L260 252V254H258L257 253ZM263 258H262V257ZM32 257V258H33ZM59 257V256H58ZM88 257V258H87ZM36 258L34 257L33 258V261L35 260ZM37 259H38V257H37ZM36 259V261H38ZM251 259V258H250ZM251 259V260H252ZM88 260V261H87ZM89 260H90V262H89ZM101 260V261H100ZM99 261V262H98ZM104 261H106V262H104ZM104 262V263H103ZM108 262V263H107ZM255 263V264H256ZM84 264V263H83Z\"/></svg>",
  "mask_w": 264,
  "mask_h": 264
}]
</instances>
